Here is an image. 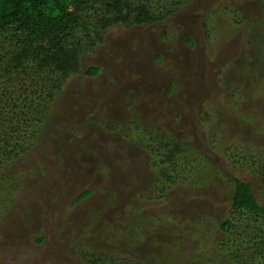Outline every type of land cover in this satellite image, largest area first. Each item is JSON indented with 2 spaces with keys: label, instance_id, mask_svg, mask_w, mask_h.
I'll use <instances>...</instances> for the list:
<instances>
[{
  "label": "rangeland",
  "instance_id": "obj_1",
  "mask_svg": "<svg viewBox=\"0 0 264 264\" xmlns=\"http://www.w3.org/2000/svg\"><path fill=\"white\" fill-rule=\"evenodd\" d=\"M263 22L262 0H190L159 24L111 28L82 59L83 72H101L68 81L45 137L12 168L22 189L0 185V264H85L84 255L230 264L209 253L231 210V177L261 197L256 181L209 151L216 187L159 183L144 133L168 132L200 151L215 140L243 144L248 158L264 153Z\"/></svg>",
  "mask_w": 264,
  "mask_h": 264
},
{
  "label": "trees",
  "instance_id": "obj_2",
  "mask_svg": "<svg viewBox=\"0 0 264 264\" xmlns=\"http://www.w3.org/2000/svg\"><path fill=\"white\" fill-rule=\"evenodd\" d=\"M189 1L0 0V185L7 192L22 189L23 179L12 168L45 137L53 105L68 81L82 73L96 77L101 72L99 66L83 72V57L95 55L111 28L159 24ZM233 22L243 20L236 17ZM262 30L260 47L264 46V26ZM146 136L151 138L146 148L149 167L158 174L159 183L189 185L204 178L216 187L221 171L207 158L209 151L229 169L246 172L256 181L261 197L250 183L232 174L231 210L209 255L230 264H264V153L248 158L243 144L220 148L215 140L200 151L171 133L150 129ZM198 170L204 172L192 180ZM90 195L91 191H83L72 204ZM82 261L111 264L95 255H84Z\"/></svg>",
  "mask_w": 264,
  "mask_h": 264
}]
</instances>
